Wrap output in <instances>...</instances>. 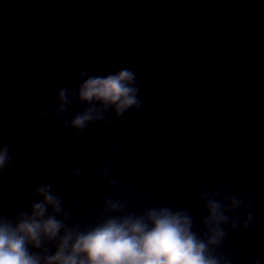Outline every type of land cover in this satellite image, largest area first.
Returning a JSON list of instances; mask_svg holds the SVG:
<instances>
[{"label": "water", "instance_id": "1", "mask_svg": "<svg viewBox=\"0 0 264 264\" xmlns=\"http://www.w3.org/2000/svg\"><path fill=\"white\" fill-rule=\"evenodd\" d=\"M83 67L133 69L141 109L57 140L60 123L41 108ZM0 137L20 157L0 180L4 194L30 199L48 181L79 202L81 224L114 194L90 173L117 138L108 160L132 210L186 208L200 228L198 193L235 181L253 199L254 225L229 230L224 251L264 264V0H0ZM66 164L84 175L61 179Z\"/></svg>", "mask_w": 264, "mask_h": 264}, {"label": "clouds", "instance_id": "2", "mask_svg": "<svg viewBox=\"0 0 264 264\" xmlns=\"http://www.w3.org/2000/svg\"><path fill=\"white\" fill-rule=\"evenodd\" d=\"M53 93L55 103L42 107L40 117L59 121L57 140L68 132L81 136L90 124L111 126L126 113L140 111L143 101L131 68L97 75L83 67L68 86ZM74 103L82 107L66 116ZM120 152L117 138L96 158L98 167L90 174L106 180V191L114 194L101 201L88 224L74 219L79 202L70 193L57 194L48 181L38 180L29 190L30 199L15 189L5 195L0 183V264H239L240 257L224 248L229 230H250L254 225L253 199L243 188L237 195L232 181L223 190L200 191V228L186 208L159 204L132 210L108 160ZM18 164L12 143L0 137V180ZM59 174L61 179H78L84 169L66 164ZM139 196L151 199L146 191ZM245 264H261V258L250 256Z\"/></svg>", "mask_w": 264, "mask_h": 264}]
</instances>
